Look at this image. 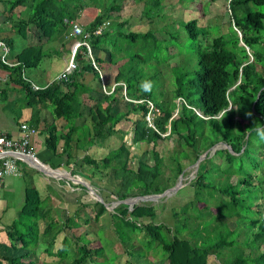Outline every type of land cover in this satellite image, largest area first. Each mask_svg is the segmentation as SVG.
Here are the masks:
<instances>
[{"label": "trees", "instance_id": "trees-1", "mask_svg": "<svg viewBox=\"0 0 264 264\" xmlns=\"http://www.w3.org/2000/svg\"><path fill=\"white\" fill-rule=\"evenodd\" d=\"M71 1L74 0H0V3L5 5L3 21L10 24L14 33L25 37L26 32L31 33L29 27H33V35L37 40L50 41L68 30L65 19L76 18ZM118 1L111 0V6H105L103 12L84 27L90 32L88 44L91 49L107 54L106 60L100 57L94 59L96 68L91 65L86 48L81 46L74 55L75 68L71 73L55 78L46 87L35 91L22 78V73L26 69H35L42 63L47 53L41 45L25 48L15 57L14 62L18 64L15 67L0 65L9 73L8 81L20 85L28 95L27 100L32 103L34 110L29 123L31 126L36 128L39 125L36 107L42 106L50 112L52 121L47 123L45 129L46 149L53 156L62 158L67 165L81 152L82 162L86 166L98 171L112 170L114 177L119 179L118 191L123 189L119 196L123 201L131 197L163 193L167 189L162 188V184L173 187L172 182L183 174L184 165L180 162L181 159L186 163H195L219 143V122L223 123L221 133L228 138L223 141L224 144L236 154L241 149L242 154L246 152L244 140L247 133L242 130L241 137L234 136L236 127L242 129L243 122H246L251 132L247 141L251 135L254 139L257 138L250 127L254 122L264 124V51L255 49V46H264L259 35L264 28V13L254 10L253 7L264 8V0H230L228 8L234 26L241 33V39L231 25L228 37L219 36L212 39L206 47L199 44L194 47L197 67L190 68L191 64L172 67L173 99L180 101L179 105L172 101L173 108L158 97V94H162L160 87L157 88L155 84L158 73H148V68H151L152 63L158 66L161 64V67L168 65V59L174 55L169 54V46L156 38L154 30L137 33L129 28L125 32L124 28H128L126 24L116 22V31L113 32V23L111 21L110 24L108 20L114 11L120 12L121 5ZM142 1H145L146 6L142 15L147 19L163 13L162 0H133L135 3ZM18 7L29 9L24 15L19 13L17 16L15 11ZM82 9L83 5H78V11ZM105 22L107 25L102 33L93 35L92 32ZM184 29L194 44L202 35L195 20L184 23ZM1 36L0 33V38ZM3 39L11 44L10 40ZM75 39L77 38H73ZM136 41L141 42L139 52L131 54L128 45L123 44H134ZM106 43L110 45V51L104 47ZM87 74L97 81L102 78L106 93L99 92L102 95L100 100L95 101L92 96V93L97 92L96 89L84 83L83 78ZM142 81H151L150 92L142 91ZM125 99L127 101L124 103V111L118 105ZM92 102L94 103L88 108L89 122L76 124L82 117L80 107ZM176 107L178 112L173 117ZM248 112L252 113L250 117L246 115ZM152 113L154 118L149 122L146 117ZM58 121L63 124L58 126ZM129 121L133 125L132 143L153 145L149 151L152 165L139 159L136 171L131 170L132 157L130 158L129 147L125 142H121L116 149L100 158L92 157L90 151L95 146H102L104 141L114 136L122 135L123 138L127 131L118 127L122 122ZM172 136H176L178 142L183 143L180 145L181 150L175 152L171 158L172 176L164 180L161 169L163 157L156 146ZM60 142L62 144L59 149ZM215 154L218 156L219 151ZM212 162L213 157L210 158L207 153L191 183L195 189L192 200L174 210L173 216L179 221L176 223V233H172V229L166 224L156 223V212L150 205H135L130 211L127 205L121 204L114 210L111 214L113 233L121 243H127L124 246L130 245L132 248H125L122 254L129 257L136 250H141L142 244L146 243L150 245L149 250L160 247L164 253L165 264H209L210 256L219 259L221 264H264L263 215L258 218V224L252 222L250 231L247 228L239 229L235 224L231 225V228L236 227L234 231L239 230L233 240L219 233V167L214 165L208 168L207 164ZM17 163L20 164V160ZM39 197L40 194L33 185L27 188L19 218L5 230L12 249L26 252L30 247L32 252L13 258L0 256V264H47L37 260L38 257L34 255L32 256L35 259L29 258L41 244L45 246L44 253L47 256L58 258L53 264H102L103 261H97V258L103 257V248L94 247L91 243L81 245V234H74L76 230L83 231L91 218L86 219V216L74 228H71L72 224L68 219L57 224L47 216V211H39ZM85 206L91 209L94 206V222L97 223L106 211L99 202L79 205L80 208ZM145 218L148 223H142ZM39 220L45 221L42 233L39 232ZM208 227L212 229L207 231ZM66 229L73 234L69 241L67 237L70 234L65 233ZM141 230L146 232L147 239L136 247L133 236ZM227 232L231 231L227 229ZM181 233H185L186 237H182ZM68 242L75 243L76 255L66 262L71 249V243ZM56 244H59V248L54 250ZM225 249L238 255L229 259L224 255ZM147 256L150 257L148 254ZM138 259H130L129 264L134 261L138 264H150L147 260ZM115 260L118 261V257Z\"/></svg>", "mask_w": 264, "mask_h": 264}, {"label": "rangeland", "instance_id": "rangeland-1", "mask_svg": "<svg viewBox=\"0 0 264 264\" xmlns=\"http://www.w3.org/2000/svg\"><path fill=\"white\" fill-rule=\"evenodd\" d=\"M80 1L81 4H79V0L71 1L73 3L71 6L74 8V12L76 13V18L74 20H76V22L83 27L88 25L96 15L102 13L105 9V6L109 5L107 8L111 6V0ZM62 4L63 3H61V5ZM118 4L121 5L120 12L114 11L113 13H111V20H108L110 24L111 21L113 23V32L116 31V22L117 24H126V27L128 28H124L125 32L129 30V28L131 31L137 33H145L147 30L151 29L155 31L156 38L158 40H162L165 45L169 46L168 52L169 54L174 55V57L168 59V65L161 67V64L158 66L152 63L151 68H147L148 73H158L156 76L157 80L155 84L157 85V88L160 87V90L162 92V94H158V97L162 98V100H164L170 107H172V101L175 104L179 105L180 101L178 99H173V78L171 69L173 66L176 67L178 65H181L185 67L188 66V64H191L190 68L197 67V57L195 52L193 51L194 47H196L197 44L202 47H206L212 41V39L216 37H228L227 35L231 33L230 26L232 25V20L230 13L228 12L227 2L225 0H162V5L164 6L163 13H156L157 16H153L150 19H147L144 15H142V13L146 11L145 1L135 3L133 2V0H119ZM78 5H83V9L80 10V12L78 11ZM253 9L264 13V8L262 7H253ZM191 20L197 21V28L201 30L200 33L202 32V35L199 36L198 41L195 44L192 40L189 39L187 32L184 29V23H187ZM259 35L261 36L262 43H264V28L259 32ZM60 42H54V47L50 51V56L47 53V58L44 59L41 63L42 68H47L48 71L47 78V74L45 72L42 73V80L47 79L46 81L48 83L53 80L57 73L54 71L51 72V70H49L48 62H52V66L55 70H60L63 69V54H65V57H67L65 50L63 51V53L60 52L56 54L55 52V47L59 48L61 46ZM62 42L69 50H71V48L75 46L73 45L74 43L69 36L67 39L63 38ZM140 43V41H136L134 44L124 43L123 45H128V51H130V53L132 54L139 52L138 49ZM239 44L242 45V43ZM104 47L108 51H110V45L108 43H106ZM111 49L113 50V48ZM255 49L264 51V46H255ZM92 56L94 58L100 57L105 60L107 58L106 53H101L99 51L93 50ZM67 62L68 67L70 66L71 62L70 55ZM72 70L73 67L69 71L71 72ZM25 71L26 76L30 77L32 73H38L39 70L36 68L26 69ZM90 76L89 74L85 75L83 81L86 84L94 86L97 92L92 93V96L95 101L100 100L102 95L99 92L101 91L103 94L106 93L104 82L101 81L102 79L98 81L97 79H93L91 81ZM125 101L127 100L125 99L123 103L118 105V108L124 111ZM93 103L94 102L83 104L80 107L79 111L81 112L82 117L76 121V124L82 125L84 122H89L88 108L90 104ZM177 112L178 108L176 107L173 117L176 116ZM152 118H154L153 113L150 116H147L146 120L151 122ZM243 124L244 126L242 127V129H239V127H236L234 129L233 135L241 137L243 133L242 130L247 132L244 140L246 148V152L244 154H242L243 149H241L239 154H236L230 150L229 146L224 144L223 141L228 140V138L221 133L223 130L222 122H219V143L209 151H207L209 157H213V162L211 164L208 163L207 167L212 168L214 165H217L219 167V233L224 237L229 236L230 240H233L239 233V230L234 231L236 227L239 229L247 228L250 231L252 222L254 221L255 224H258V218L261 215L264 216V142L260 141L258 137L254 139L253 135H251V137L247 141L250 132L246 122H243ZM118 128L121 130H126V135H123V138L122 135L111 137L104 141L105 143L102 146H95L90 151L92 157L100 158L108 154L111 150L116 149L121 142H125L129 147L130 158L132 157L130 160L131 170L136 171L139 159H144L149 165H152L153 161L151 159L149 151L152 149L153 145H134L132 143L133 125L131 121L122 122ZM182 143L183 142H178L176 136H172L170 138H165L164 141H160L156 146L160 156L163 157V166L161 169L162 178L164 180L172 176L171 158L175 152L181 150L180 145ZM60 148L61 142L59 144V149ZM217 150L219 151L218 156L215 154ZM207 153L201 156V161L204 160ZM191 158L193 160L194 156H192ZM82 159L83 156L81 152H79L77 158H74V161H72V164L74 165L71 166L73 167L71 171V167H63L62 170L70 173V176L65 172L58 171L57 173V175H63V177H65L63 181L59 180L58 183L63 187V183H66V191H64V188L62 187H57V189H54L51 195H60V197L62 195L64 202L61 206L65 209L56 210V208L52 207V205L48 203V200L45 199V196H43L46 194L42 193L39 197V211H45L46 207H49L47 206V204H49L52 207V212L56 210L59 213V216L63 214L64 218L62 216L63 219L61 218L62 220L60 221V223H63L68 219L70 220V224H72L71 228H74V226H78V224H81V220L86 216V219L91 218L83 231L76 230L74 231V234L76 236L81 234V245L91 243V245H93L94 247L100 246L103 248V257L97 258V261H103L102 264H129L130 259L139 260L138 258L147 260L150 264H165L164 253L162 252L160 247H155L149 250L150 245L144 243L147 237L145 236L146 232L143 230L137 231V233H135L133 236V244L136 247H138L142 242L144 243L142 244V249L136 250L134 248V250H136L137 252H134L132 255L130 254L129 257L122 254V251L125 248L130 250L132 248L130 245L124 246L127 243H121V241L118 240V238H116L115 234L113 233L111 214H113L114 210L122 204V202H120L121 200L119 199V196L122 193L123 189L118 191L117 188L119 179L114 177L112 170H94L90 166H86L82 162ZM20 161L22 168H25L27 170L31 168L25 161ZM183 161V159L180 160V162H182L184 165L181 179L179 178V175L174 180V182H172L173 187L176 186L175 191H172L168 196L155 198L150 201L138 202V204L141 205L152 206L156 212V223L166 224L169 228L172 229V233H176V223H179V221H176V219L174 218L173 212L174 210L179 209V207L192 200L195 189L192 187L191 183L194 180L199 169V166H194L196 162L186 163ZM229 162L231 163L229 164ZM33 172L34 174H37V171L33 170ZM20 182L22 184L23 181L21 180ZM68 183H70L69 187L67 185ZM25 184L28 185V179H25ZM34 185L33 187L40 191L36 184ZM161 187L166 189L172 188H169L165 184H162ZM231 197H233V200H231ZM51 200L54 199L51 198ZM96 202L102 204L106 209L105 213L101 216L98 223L94 222V206L92 209L91 207H86L88 205H86L84 208L79 207L80 204L91 205L95 204ZM72 203L76 204L77 206L75 209H73V211L71 210L72 206L70 205ZM221 216L223 218H221ZM144 222L148 223L149 221L145 218L142 220V223ZM233 224H235L236 227L231 228V225ZM211 229V227H208L206 230L209 231ZM227 229L231 232H227ZM65 233L70 234L67 237L69 241L70 238L73 237V234L67 231V229ZM82 233L87 235H82ZM62 234L64 233H61V235ZM181 234L180 235L182 237H186V235H184L185 233ZM124 240L126 241V239ZM70 243L71 249L69 250L67 256L68 260L66 262H69L76 255L75 243L68 242V244ZM58 248L59 244H56L54 250ZM44 250L45 246L41 245L38 246L36 252L40 251L41 253H43ZM147 254L150 257H148ZM224 255L230 259L231 257H236L238 254L230 252L229 249H225ZM117 257L119 259L118 261L115 260V258ZM54 258L55 257H49L45 255L42 259L44 261L46 260L48 262L47 264H53L55 260L58 259L57 257L56 259ZM105 259L106 261H104ZM132 264H138V262L134 261L132 262ZM142 264L144 263L142 262ZM209 264H221V262H219V259H216L214 256H210Z\"/></svg>", "mask_w": 264, "mask_h": 264}, {"label": "crops", "instance_id": "crops-1", "mask_svg": "<svg viewBox=\"0 0 264 264\" xmlns=\"http://www.w3.org/2000/svg\"><path fill=\"white\" fill-rule=\"evenodd\" d=\"M5 10V5L0 3V33L1 37L3 39L6 38L11 41V44L9 46L10 49V59L15 61V57L18 56L25 48H27L30 45H41L43 50L46 51V53L50 56V51L53 49L54 42H60L61 46L58 48L55 47V52L60 53L65 50L67 57H65V54H63V69L55 70L52 66V62H48L49 70L51 72L54 70L56 73L55 78H58L60 75L63 74L67 67V60L69 58V55L73 54L74 46L71 48V50L66 48V45L62 42L63 38H68V30L62 34V36L55 37L54 39L50 41L46 40H37L36 36L33 35V27H29L31 30V33L28 31L24 35L25 37H21L19 34H16L12 31L11 26L9 23H6L3 21L4 16L2 15ZM28 11L27 7H18L15 11L16 15L18 16L19 13H22L23 15ZM2 20V21H1ZM2 22V23H1ZM4 40V39H3ZM72 42L74 41L73 38H71ZM45 57L44 59H46ZM43 59V60H44ZM43 62V61H42ZM46 62V61H45ZM36 69V68H35ZM37 69L39 70L38 73H32L30 77L26 76V71L24 70L22 73V78L26 79L25 81L28 82L30 79V86L31 84H34L36 87H38V90L41 88H44L47 86L48 82L45 80H42L43 74L46 73V78L48 77V71L47 68H42V64H40ZM25 72V73H24ZM8 72L4 70V68L0 65V131L3 132L6 136L11 138H17L19 136V125L23 122L30 123V119L32 116V113L34 112L33 108L31 107L32 103H29V100H27L28 95L24 92L22 87L20 85H17L13 82L8 81ZM90 76V74H89ZM90 80H93L92 75L90 76ZM43 82V83H41ZM94 87V86H93ZM37 117L39 119V125L36 127L37 134L32 138V148L33 152L35 154L36 159L40 162L45 164L46 166L50 167L53 170H56L54 172H51L48 170L47 167L42 166L39 164L36 160H31V163L33 166L46 169L48 170L52 175L45 174L40 170L32 169V167L27 170L25 168L21 167V161L20 164H18V168L20 170V174L18 176H9L6 177L3 181L2 186L0 187V256L13 258L17 257L19 255H22L26 252H32V250L23 251L21 249H12L9 244V240L6 237L5 230L15 222L20 215L21 208L24 204L25 199V190L27 188H30L32 184H36L38 189H40L39 194L45 193V199L48 200V203L52 205V207L56 208V210H64L65 208H62V203L64 202L63 196H55L51 195L54 191V189H57V187L64 188V191H66V183L63 186H60L58 181L65 179L63 175H57L58 171L65 172L63 167H71L72 163L67 165L63 162L62 158L53 156L45 147L44 140H45V129L47 123L49 124L51 119V114L48 110L44 109L42 106L36 107ZM58 126L63 124L62 121L57 122ZM30 125V124H29ZM35 128V127H34ZM62 144V142H61ZM24 161V160H22ZM27 163V162H26ZM28 164V163H27ZM30 167V166H29ZM73 167L70 168V171ZM32 169V170H31ZM34 171H37V174H34ZM67 173V172H65ZM68 175L70 173H67ZM70 176V175H69ZM25 179H28V185L25 184ZM23 181L22 184L20 181ZM58 185V186H57ZM68 187L70 183L67 184ZM35 186V185H34ZM77 189V188H76ZM75 190V189H74ZM51 195V196H50ZM59 197V200H58ZM53 198L54 200H51ZM61 198V199H60ZM47 204L46 207V214L49 218L54 219V221L57 224H61L60 221L64 218L63 214L59 216V213L54 210L52 212V207ZM66 205V204H65ZM72 206V211L77 206L76 204L72 203L70 204ZM58 213V217H57ZM63 216V218H62ZM62 218V219H61ZM39 232L42 233L45 228V221L39 220ZM15 245L17 247H20L19 244ZM42 245V244H41ZM40 245V246H41ZM38 248V247H37ZM30 259H35L34 256H37V260L39 259L42 262L48 263L46 260L44 261L42 258L46 254L43 252L41 253L36 252L33 254H30ZM47 256V255H46ZM57 262V260H56Z\"/></svg>", "mask_w": 264, "mask_h": 264}, {"label": "built area", "instance_id": "built-area-1", "mask_svg": "<svg viewBox=\"0 0 264 264\" xmlns=\"http://www.w3.org/2000/svg\"><path fill=\"white\" fill-rule=\"evenodd\" d=\"M67 23L71 29L70 35L73 37L82 36L83 40L75 44L70 66H68L63 74L58 78L62 77L64 74L69 73V70L72 67L73 69L75 68L73 64V56L76 49L80 48L81 46H84L86 48V55L90 59L91 65L96 68V63L94 61V57L92 56V49L87 41L90 38V33L84 32L83 29L73 21ZM102 30L103 26L98 27L92 32V34L95 36L100 35L102 33ZM0 64L8 68H12L18 65L16 62L11 61L8 43L2 38H0ZM31 87L35 91L38 90V87H36L34 84H31ZM149 105L152 109L151 103H149ZM36 134L37 129L26 122H23L19 125V136L17 138L8 137L0 131V187L2 186L3 181L6 177L18 176L20 174L17 163V160H19V158H17V156L36 159L32 148V138Z\"/></svg>", "mask_w": 264, "mask_h": 264}, {"label": "clouds", "instance_id": "clouds-1", "mask_svg": "<svg viewBox=\"0 0 264 264\" xmlns=\"http://www.w3.org/2000/svg\"><path fill=\"white\" fill-rule=\"evenodd\" d=\"M230 2V0L227 2V4ZM79 12H80V10H79ZM228 12L230 13V11H229V8H228ZM230 16H231V14H230ZM231 20H232V18H231ZM70 21H73V22H75V23H77L76 22V20H66L65 19V21H64V23L67 25V27H68V36L69 37H71V38H77V39H75L74 41H73V45H75L77 42H80V41H82L83 40V38H80V37H82V36H79V37H73V36H71L70 35V32H71V29H70V26L68 25V23L67 22H70ZM78 24V23H77ZM82 29H83V31L84 32H86V33H90L89 31H86L85 29H84V27L83 26H81L80 24H78ZM106 25H107V23L105 22V23H103V24H101L100 26H98V27H101V26H103V29L106 27ZM97 27V28H98ZM232 27L234 28V30L237 32V34H238V37L241 39V33H240V31L234 26V24H233V22H232ZM103 31V30H102ZM88 41V40H87ZM240 43H242V42H240ZM243 46H244V44H242ZM75 47V46H74ZM76 51H77V49H76ZM76 51H75V53H76ZM248 54H249V56H250V59H252V57H251V54L249 53V51H248ZM73 55V54H72ZM72 55H71V57H72ZM75 55V54H74ZM73 58H74V56H73ZM95 59V58H94ZM68 64V63H67ZM74 64V63H73ZM75 66V65H74ZM67 68V67H66ZM66 70V69H65ZM74 70V69H73ZM72 70V71H73ZM71 71V72H72ZM71 72H69V73H71ZM69 73H67V74H69ZM102 79V78H101ZM102 82H103V80H101ZM28 83H29V81H28ZM30 84V83H29ZM140 87H141V89H142V91H144V92H150L151 91V88H152V83H151V81H142L141 82V85H140ZM246 115L247 116H251L252 115V113L251 112H248V113H246ZM250 130L251 131H254L255 132V134H256V136L259 138V140L260 141H262V142H264V124H256V122H254V125L252 126V127H250ZM250 134H251V132H250ZM131 198H134V197H131ZM128 199V198H127ZM124 201V200H123ZM121 202V201H120ZM137 204V203H136ZM141 205V204H140ZM131 207H129V210L131 211V209H130Z\"/></svg>", "mask_w": 264, "mask_h": 264}, {"label": "water", "instance_id": "water-1", "mask_svg": "<svg viewBox=\"0 0 264 264\" xmlns=\"http://www.w3.org/2000/svg\"><path fill=\"white\" fill-rule=\"evenodd\" d=\"M243 44V43H242ZM205 155V154H204ZM17 158H19V160H24L25 162L28 163V165L34 169H37V170H40L42 171L43 173L45 174H49V175H52L49 171L51 172H54L56 170H53L51 169L50 167L46 166L45 164L43 163H40L37 159H29V158H26V157H21V156H17ZM201 157L196 161V163L194 164V166L198 167L199 166V163L201 161ZM31 160H36L39 162L40 165L42 166H45L48 168V170L46 169H42V168H38V167H35L32 165L31 163ZM53 176V175H52ZM181 176H179V178L181 179ZM176 190V186L170 188V189H167L165 190L163 193H160V194H151V195H144V196H138V197H134V198H128V199H125L124 201H121L122 204L124 205H127L128 207H131L130 209L132 210L133 206L135 205H140L138 204V202H145V201H150L152 199H155V198H161V197H164V196H168L172 191H175ZM100 201V200H99ZM137 203V204H136Z\"/></svg>", "mask_w": 264, "mask_h": 264}]
</instances>
